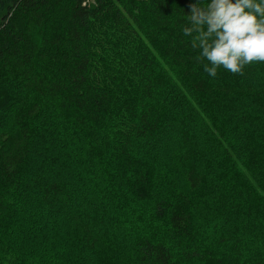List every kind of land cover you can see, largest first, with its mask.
Listing matches in <instances>:
<instances>
[{"label":"trees","instance_id":"1","mask_svg":"<svg viewBox=\"0 0 264 264\" xmlns=\"http://www.w3.org/2000/svg\"><path fill=\"white\" fill-rule=\"evenodd\" d=\"M187 3L0 0V264H44L53 232L57 264H84L100 248L104 264H264V61L210 77L181 32ZM49 107L69 128L63 146L49 120L36 127ZM172 120L176 135L157 158ZM35 143L57 169L46 190L29 169ZM78 190L71 222L59 202ZM32 205L46 216L25 217Z\"/></svg>","mask_w":264,"mask_h":264},{"label":"clouds","instance_id":"2","mask_svg":"<svg viewBox=\"0 0 264 264\" xmlns=\"http://www.w3.org/2000/svg\"><path fill=\"white\" fill-rule=\"evenodd\" d=\"M185 19L181 32L210 77L220 67L243 75L246 65L264 61V0H188Z\"/></svg>","mask_w":264,"mask_h":264},{"label":"rangeland","instance_id":"3","mask_svg":"<svg viewBox=\"0 0 264 264\" xmlns=\"http://www.w3.org/2000/svg\"><path fill=\"white\" fill-rule=\"evenodd\" d=\"M257 2H259V0H257ZM259 18V17H258ZM56 25L57 24H53L52 26L50 25L49 27L50 28H48V30L47 31H49L50 32V34H53V32H54V30L57 28L56 27ZM190 96V95H189ZM24 96H21V93H16V99L18 100V99H21V100H24V98H23ZM60 101V100H59ZM14 106H16V103H13V107ZM115 106V105H114ZM195 106H197V105H195ZM13 107H11L10 109H8V111H6L5 113L7 114L8 112L10 113L11 111H13ZM57 107H59V104L57 105ZM166 107H167V105H165L164 106V109H166ZM248 108L249 107H251V108H254L255 109V107H252V106H247ZM49 110V111H48ZM256 111H258L257 109H256ZM46 112H49L50 114L48 115V113H47V115L45 116V118H44V114H42L41 116H40V118L38 119V121H37V123H36V127L38 126V124L40 123V125H42V124H44V126H46L45 125V123L44 122H46V120H49L48 121V124L49 125H52L51 126V129H53L54 131H55V133H56V137H55V139H56V141L58 142V144L59 145H61L62 144V146L65 144V143H60V141L64 138L65 139V141H67L68 140V136H67V132H69V128L67 129V127H66V125L65 124H62V121H61V119H56V117H57V115H59V118H60V114L58 113V109H56L55 107H49L47 110H46ZM45 112V113H46ZM4 113V112H3ZM5 118V117H4ZM52 118H54V122L53 121H51L52 120ZM208 118V116L205 114V116L203 117V120L205 121V122H207V120L209 119H207ZM260 118H264L263 116H260ZM5 122H4V125H3V127H6V129H7V127H9L10 126V124H11V121H7V120H4ZM39 122V123H38ZM260 124V123H259ZM56 125L58 126V127H56ZM210 125V124H209ZM248 124H246L245 125V127H247V129H250V126H247ZM54 126V127H53ZM172 126V127H171ZM229 126H231V125H229L228 124V128H229ZM259 127V126H258ZM41 128V127H40ZM63 128H64V131H63ZM48 129H50V127H47V128H41V130H43L42 132H46V131H48ZM41 130H39L38 129V131H41ZM45 130V131H44ZM93 130H98V128H96V127H93L92 126V131ZM102 131H103V129H101ZM177 132V123H176V120H172V123L170 122V129H169V127H168V129H166L165 130V136L164 137H162V141H163V143H162V147H164L166 150H159V149H156V148H154L155 150L151 153V155H156V157L157 158H160L161 156L163 157V155L161 154V153H164V154H167L166 152L167 151H169L168 150V148L165 146L166 144H168L169 142H167L166 143V140L167 139H172L173 140V138L175 137V133ZM164 134H162V135H164ZM262 135V136H264V129L263 130H259L258 131V135ZM95 135H96V138H98V139H100L101 137H102V134L100 133V130L99 131H97L96 133H95ZM64 141V142H65ZM262 141H264V138H262ZM233 144H235V145H239L240 144V142H238V141H233L232 142ZM51 145L54 147V146H56V143L55 142H52L51 143ZM51 146V147H52ZM44 145H42V144H40V143H35L34 145H33V149H32V153H31V156H30V159H29V169L31 170V169H33L34 167V171L35 172H37V173H40V176H38L39 177V179H42V181L44 180V179H48V181H46L47 183H46V185H44L43 186V189L45 188V190L46 189H49V184L51 183V182H53V176H55V172L54 171H56L57 169L53 166V164H52V166H53V168L47 163V162H42L41 161V159H44V155L41 153V152H47L46 150H44ZM47 147H49V146H46V148ZM159 147V146H158ZM160 148V147H159ZM49 150H51V148H48ZM60 151V150H59ZM65 154V153H64ZM58 155V154H57ZM64 156V155H63ZM63 156H61L60 155V157H58V156H56V158L57 159H59L60 158V162H59V165H58V167H61V166H64V157ZM166 156V155H165ZM77 157V154H74L73 155V158L75 159ZM74 161V160H73ZM166 165H164L163 167H161V170H166V169H169V168H172V164L170 163V158H167L166 159ZM33 163L35 164V166H33ZM95 161L93 160L89 165H88V168H90V169H93L95 172H98L99 170H101V167H99V170H98V168H96L95 167ZM160 170V169H159ZM34 171H33V173H34ZM43 173H44V175L46 176V178L43 176ZM42 175V176H41ZM58 176V175H57ZM43 177V178H42ZM49 179H50V181H49ZM57 179V180H56ZM184 178L183 177H180V178H178V179H174L173 180V183L175 184V185H183L184 184V180H183ZM30 180V179H29ZM54 181L55 182H60L61 180L59 179V178H55L54 179ZM251 181L253 182V183H255L254 182V180L251 178ZM157 189H159V193H162L163 191L161 190V188L160 187H158ZM38 192H40L39 194H37V196L39 197L40 195H41V191H38ZM78 195L79 196H75V197H72L71 198V200H70V204L69 205H67V204H65L64 203V200H62L61 199V201L59 202V204H60V206H61V209H63L64 210V215H63V218L64 219H66V218H68V220L69 221H71L72 220V218L69 216V214L67 213V210L69 209V211H71V212H74L75 213V209H77V208H82L80 205L84 202V200L80 197V196H82V197H85L84 196V194L85 193H81V191L80 190H78ZM168 193H173V191H169ZM23 210V209H22ZM21 210V211H22ZM10 212V211H9ZM22 213L24 214V216L25 217H29V216H32V217H34V218H32L33 220H37V219H39V220H41L42 218H44L45 216H46V210H44V208H40L38 205H32V206H30V207H28V208H26V209H24V211H22ZM17 215H18V213H17ZM20 216V215H19ZM92 213H91V215H89V214H87L86 215V217L87 218H90V219H92ZM39 222V221H38ZM55 222V221H54ZM62 222L63 223H69L70 224V222H68V221H66V220H62ZM72 222V221H71ZM72 230H73V227L72 226H69L68 228H67V230H66V232H65V236L66 237H69V235L70 236H72L73 235V232H72ZM3 236H5V235H3ZM39 236V235H38ZM61 235H59L57 232H53L52 234L50 233L49 235H48V238H50V244L49 245H43L42 246V250L44 251V252H41V259L44 261L43 263L44 264H57L58 262H56V260H54L55 258H57L58 256H59V250L57 249V248H59V246H58V243H57V241H58V239H59V237H60ZM14 244H16V246H21V244L17 241V240H15L14 241ZM98 246V245H97ZM79 247V246H78ZM82 250L84 251L85 250V248L83 247V245H82ZM50 250L52 251V253L53 254H51V252H50ZM100 250L101 251H99L98 249L97 250H92V251H85V253L83 252V254H84V257H85V259H84V264H104V258H111V256L109 255V253L108 252H106L105 254L103 253V250L100 248ZM79 251V249H76L75 251L73 250H71V252L72 253H77ZM3 253H6L7 255H8V259H10V257L11 258H13L15 255H13L11 252H5V251H2ZM99 255H103V256H99ZM100 258H102V260H100ZM112 259V258H111ZM80 261H81V259H79ZM79 261V262H80ZM99 261H101V262H99ZM65 264H74V263H72L71 262V259H68L66 262H65ZM79 264V263H78Z\"/></svg>","mask_w":264,"mask_h":264}]
</instances>
